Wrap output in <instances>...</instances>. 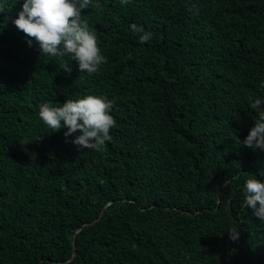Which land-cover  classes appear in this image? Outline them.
<instances>
[{
	"label": "trees",
	"instance_id": "1",
	"mask_svg": "<svg viewBox=\"0 0 264 264\" xmlns=\"http://www.w3.org/2000/svg\"><path fill=\"white\" fill-rule=\"evenodd\" d=\"M0 4V264H264L242 192L264 152L239 142L264 99V0H93L95 74L28 45L23 0ZM86 95L114 101L102 151L38 117Z\"/></svg>",
	"mask_w": 264,
	"mask_h": 264
},
{
	"label": "clouds",
	"instance_id": "2",
	"mask_svg": "<svg viewBox=\"0 0 264 264\" xmlns=\"http://www.w3.org/2000/svg\"><path fill=\"white\" fill-rule=\"evenodd\" d=\"M92 3L93 0H23L12 23L28 38L29 46L35 41L40 54L61 59L67 56L77 63L82 73L95 74L107 60L98 47L95 29H90L87 20L81 16V11ZM2 11L3 5L0 4ZM129 27L134 33H143L139 36L141 44L151 40L152 33L142 27L136 24ZM64 70L70 71L67 64ZM260 86L264 88V83ZM249 100L252 101V109L261 110L246 138L238 141L253 151L264 152V99L249 97ZM113 108L114 101L106 96L86 95L76 100L66 99L61 106L43 103L39 106L38 117L52 133L62 128L67 129L64 133L66 138L76 132L81 133L72 141L78 149L102 151L106 141L111 140L109 133L116 124L110 115ZM242 192L244 206L264 223V182L249 178L244 181ZM228 236L231 241H237L239 233L232 231Z\"/></svg>",
	"mask_w": 264,
	"mask_h": 264
},
{
	"label": "water",
	"instance_id": "3",
	"mask_svg": "<svg viewBox=\"0 0 264 264\" xmlns=\"http://www.w3.org/2000/svg\"><path fill=\"white\" fill-rule=\"evenodd\" d=\"M101 215V214H100ZM100 218V216L98 217V219ZM97 219V220H98ZM97 220H95V221H97ZM81 228H79L78 229V231L80 230ZM75 239H76V233L74 234V236H73V239H72V251H73V254H72V257L70 258V260L68 261V262H70V261H72L73 259H74V256L76 255V251H75ZM67 263V262H66ZM62 264H65V263H62Z\"/></svg>",
	"mask_w": 264,
	"mask_h": 264
}]
</instances>
